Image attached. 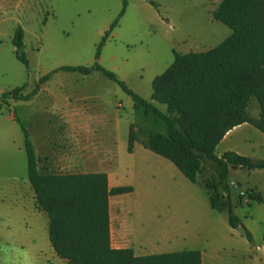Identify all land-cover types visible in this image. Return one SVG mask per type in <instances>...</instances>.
I'll use <instances>...</instances> for the list:
<instances>
[{
  "label": "rangeland",
  "instance_id": "obj_1",
  "mask_svg": "<svg viewBox=\"0 0 264 264\" xmlns=\"http://www.w3.org/2000/svg\"><path fill=\"white\" fill-rule=\"evenodd\" d=\"M127 1L121 17L123 0H19L18 6L11 7L5 3L0 89L8 92L26 85L30 91L42 76L61 67L94 66L97 46L118 19L98 63L150 100L152 82L174 62V51L204 52L232 33L213 18L223 0ZM19 26L25 30L23 52L28 67L16 58L12 45ZM60 72L59 82L77 84L85 96L98 97L93 101L97 113L108 117L109 131L94 140L99 147L97 158L111 174L112 185L133 187L132 193L112 198L113 229L118 228L121 246L134 248L139 255L196 250L204 255L205 264H264V170L231 171L234 213L242 222L233 229L227 213L210 206L203 188L209 173L193 184L172 162L141 144L147 123L116 83L100 73ZM22 104L18 114L41 152L29 106ZM248 112L258 118L256 99ZM130 124L137 139L133 153L128 152ZM18 137L19 161L0 170V264H68L50 244L47 215L35 207L20 129ZM228 151L264 160V134L249 124L237 127L216 148L218 156ZM255 186L261 203L249 197ZM245 229L252 234V242Z\"/></svg>",
  "mask_w": 264,
  "mask_h": 264
},
{
  "label": "trees",
  "instance_id": "obj_2",
  "mask_svg": "<svg viewBox=\"0 0 264 264\" xmlns=\"http://www.w3.org/2000/svg\"><path fill=\"white\" fill-rule=\"evenodd\" d=\"M127 6L128 1L123 0L120 17ZM213 18L230 28L231 35L204 52L174 51V62L152 82L150 100L133 92L98 63L101 49L118 25L117 19L97 46L94 66L61 67L42 76L27 95H23L26 85L5 92L0 110L10 106V100L32 99L57 71L78 72L83 76L101 73L132 98L135 112L146 121L141 144L172 162L193 184L209 173L203 188L210 206L226 212L229 225L237 229L242 222L234 213L230 173L238 169L264 170V160L234 151L218 156L216 148L229 132L243 124L264 134V0H223L213 11ZM12 45L16 58L28 67L21 27L15 29ZM252 99L260 107L258 118L248 112ZM15 118L23 136L28 181L37 208L49 219V241L59 258L68 264H203L202 253L196 250L139 256L132 248H113L110 197L132 193L133 188H109L105 173H42L30 134L16 114ZM136 141L131 124L129 153ZM249 194L252 201L263 202L255 189L249 190ZM245 233L252 242V234L247 229Z\"/></svg>",
  "mask_w": 264,
  "mask_h": 264
},
{
  "label": "crops",
  "instance_id": "obj_3",
  "mask_svg": "<svg viewBox=\"0 0 264 264\" xmlns=\"http://www.w3.org/2000/svg\"><path fill=\"white\" fill-rule=\"evenodd\" d=\"M5 3H8V7H11L14 3L18 6L19 0H0V26L5 21ZM23 31L25 35V30L23 29ZM61 73L57 71L52 74L50 79L42 85L39 93L29 101L10 100V106H5L0 110V170L6 166H13L19 161L21 148L18 143V129H20V126L16 121L15 114L21 120L17 108L22 107V103H27L30 109L29 120L32 119L37 129V139L40 140L39 148L41 152L38 151L34 139L29 130L26 129L34 144L38 158V168L42 173L54 175L105 173L108 177L109 188H114L116 186L111 183V174L103 169L102 162L97 158L99 147L98 143L94 142V140H99L102 137L104 131H109L108 117L97 113L96 102L93 99H98V97L85 96L82 86L79 88L77 84L59 82ZM34 88L30 91L24 90L23 95L30 94ZM4 93L5 91L0 89V100ZM89 101L92 102L89 103ZM115 122L116 128H118L119 120ZM244 125L247 124L239 127ZM233 131L226 136H230ZM28 189L36 205L31 185ZM254 189L259 192L256 186ZM112 198L110 197L109 201L111 245L116 249L130 248L121 246L120 237L116 236V233L119 232L118 228L113 229V222H116V218L112 214ZM35 207L38 209L37 206ZM38 211L40 210L38 209ZM132 249L136 255H139L134 248ZM151 254L159 253L153 252L147 255ZM202 261L205 264L203 254Z\"/></svg>",
  "mask_w": 264,
  "mask_h": 264
}]
</instances>
